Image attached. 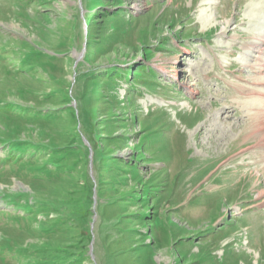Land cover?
I'll use <instances>...</instances> for the list:
<instances>
[{
	"label": "rangeland",
	"instance_id": "obj_1",
	"mask_svg": "<svg viewBox=\"0 0 264 264\" xmlns=\"http://www.w3.org/2000/svg\"><path fill=\"white\" fill-rule=\"evenodd\" d=\"M260 39L264 0H0V264H264Z\"/></svg>",
	"mask_w": 264,
	"mask_h": 264
},
{
	"label": "bare ground",
	"instance_id": "obj_2",
	"mask_svg": "<svg viewBox=\"0 0 264 264\" xmlns=\"http://www.w3.org/2000/svg\"><path fill=\"white\" fill-rule=\"evenodd\" d=\"M135 10L138 12L139 10H140V8H139V6H135ZM254 45H255V43H254ZM250 53H252L253 54V56L252 55H249V59H250V61L248 60V62H247V64L249 65V66H247L246 68H251V69H253V67H250V63H252V62H257V63H259L260 62V65H261V67H263V65H262V63H263V61H262V59H263V57H264V40H262V39H260L259 40V42L258 43H256V45L255 46H253L252 47V49H251V51H250ZM260 65H258V66H260ZM175 68H177V67H175ZM164 72V71H163ZM179 77H180V75H179V73H174L173 74V80H178L179 79ZM246 88V87H245ZM248 88H250V87H248ZM256 90V89H255ZM192 93V92H191ZM236 93V92H235ZM254 92H252L251 94H253ZM256 94V93H255ZM254 94V96L255 97H257V98H255V99H250V98H248L247 96H246V93H245V90L244 89H242L240 92L238 91V93L236 94L238 97H236V98H238L237 100H239L238 101V105L241 107V108H243L244 106V108L246 109V107L248 108V118H247V121H246V124H244V126H243V130L239 133V134H241L240 135V137L237 139V141H238V145H240V146H244V145H247L248 143H250L254 138H256V136L257 135H260L259 133H260V131L258 130V128H260V127H258L257 125V123L261 120V119H263L264 118V115H263V113H264V108H262L263 107V104H261V103H263L262 102V97L261 96H259L260 97V99L258 98V96H257V94L255 95ZM234 97V96H233ZM235 98V97H234ZM240 99H241V101H240ZM243 110V109H242ZM246 111V110H245ZM262 121V120H261ZM223 122V121H222ZM225 123V122H224ZM259 123H261V122H259ZM264 123V122H263ZM226 124V123H225ZM228 124V123H227ZM226 124V125H227ZM263 125V124H262ZM229 125H227L226 127H228ZM230 127V126H229ZM258 127V128H257ZM262 127V126H261ZM210 131V130H209ZM251 140V141H250ZM257 140V139H256ZM253 141H255V140H253ZM236 144V143H235ZM256 145V144H255ZM231 149V148H230ZM230 149H229V151H230ZM228 150V149H227ZM226 150V151H227ZM256 150H258V148L256 147V146H252V147H250L249 146V148H246V149H242V150H240L239 152H237V153H233V154H231V152H226L225 150L224 151H221V152H219L217 155H216V157L214 158L213 157V159H215V161L218 159H221L222 157H224V156H227V155H229V154H231V156L230 157H228L223 163H221V165H220V167H219V169L218 170H221L222 169V167L223 166H225V165H227V164H229L230 162H232V161H235V159H237V158H240V156H245V155H247L248 153H250L252 156H257L258 157V153H257V151ZM256 157V158H257ZM261 157V156H260ZM212 159V160H213ZM256 161V160H255ZM258 164V163H257ZM264 164V163H263ZM248 165V168H249V166H251V165H255V162H253V163H248V164H243V165H241V167H246ZM264 166V165H263ZM237 169H239V167L237 168ZM219 172V171H218ZM218 172H214L213 174H212V176H211V178L213 177V175L214 174H216V173H218ZM239 172V171H238ZM261 173H263V171L261 172ZM253 175V174H252ZM262 174H260L259 173V176H261ZM262 177H263V175H262ZM248 178V177H247ZM206 183H209V178L205 181V184ZM203 185V184H202ZM202 185H200V187L202 186ZM262 185V184H261ZM260 187V186H259ZM262 191V190H261ZM260 191V193L258 194V199H260L261 197H263L264 196V192H261Z\"/></svg>",
	"mask_w": 264,
	"mask_h": 264
}]
</instances>
